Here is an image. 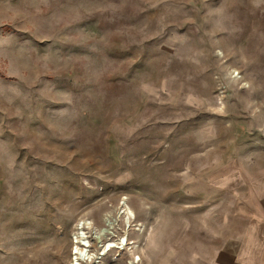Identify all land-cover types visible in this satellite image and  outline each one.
Wrapping results in <instances>:
<instances>
[{"label": "rangeland", "instance_id": "1", "mask_svg": "<svg viewBox=\"0 0 264 264\" xmlns=\"http://www.w3.org/2000/svg\"><path fill=\"white\" fill-rule=\"evenodd\" d=\"M162 31L176 51L214 55L209 138L241 149L245 166L264 156V0H0V264H69L84 220L93 253L103 229L101 242H133L137 264H199L225 245L222 206L192 221L180 202L191 110L156 118L143 84V42ZM132 253L113 247L100 263Z\"/></svg>", "mask_w": 264, "mask_h": 264}, {"label": "crops", "instance_id": "2", "mask_svg": "<svg viewBox=\"0 0 264 264\" xmlns=\"http://www.w3.org/2000/svg\"><path fill=\"white\" fill-rule=\"evenodd\" d=\"M179 8L163 6L161 12L170 14ZM155 18L170 23L154 11L152 19ZM178 43L173 31H162L159 37L144 40V45H151V53L143 55V66L150 69L151 76L143 84L155 94L156 118L168 111L191 110L188 120L194 138L192 158L185 169H178L191 174L181 188L180 201L189 207L190 220L201 221L207 212L222 206V220L230 222L225 245L210 260L200 259L199 264H264V163H259L264 156L258 151L250 152L251 161L245 166L240 163L241 149L213 135L209 138L219 132L218 118L207 114L214 68L209 62L214 55L179 52ZM134 115L138 116V112ZM180 118H184V113H180ZM158 123L155 120V125ZM210 149L214 151L211 153ZM192 261L196 264L195 259Z\"/></svg>", "mask_w": 264, "mask_h": 264}, {"label": "bare ground", "instance_id": "3", "mask_svg": "<svg viewBox=\"0 0 264 264\" xmlns=\"http://www.w3.org/2000/svg\"><path fill=\"white\" fill-rule=\"evenodd\" d=\"M119 214L123 213L125 219L127 220V222L129 223L130 221V217H134V213L133 211H131V209L129 207H126L123 203V206L120 207V211L118 212ZM90 222V221H89ZM89 222L87 221H81L78 222L76 224V231L74 232V236L72 239V247L70 250V260H69V264H83V263H87V264H103L100 263V258H102L104 255H106V253L111 250L113 247L116 248H127V251L129 253H132L133 250L135 249V246L133 245V242H127V239H124V237L122 238H118V241H111L110 238L107 237L105 242H101L100 237L102 236L104 232V230H100L97 232V243L99 244V251L97 253H93L90 249V242L88 238V234L86 235V232L83 231V227L84 228H89ZM92 225V224H91ZM137 228L136 230L138 232H142L143 231V225L142 223H138L137 222ZM127 232L124 231L125 236ZM118 245H117V244ZM120 244V245H119ZM133 254V258L132 260L129 261L128 264H137V262L140 260V256L137 255L135 256V253ZM92 260H94L92 263H90Z\"/></svg>", "mask_w": 264, "mask_h": 264}]
</instances>
